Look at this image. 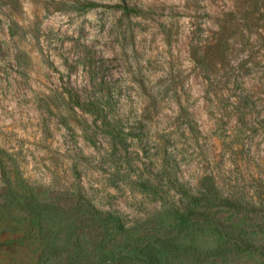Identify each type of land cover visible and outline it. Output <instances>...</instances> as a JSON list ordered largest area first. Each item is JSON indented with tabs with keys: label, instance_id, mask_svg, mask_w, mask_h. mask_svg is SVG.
<instances>
[{
	"label": "rangeland",
	"instance_id": "374dc122",
	"mask_svg": "<svg viewBox=\"0 0 264 264\" xmlns=\"http://www.w3.org/2000/svg\"><path fill=\"white\" fill-rule=\"evenodd\" d=\"M0 0V264H264V0Z\"/></svg>",
	"mask_w": 264,
	"mask_h": 264
},
{
	"label": "trees",
	"instance_id": "16d2710c",
	"mask_svg": "<svg viewBox=\"0 0 264 264\" xmlns=\"http://www.w3.org/2000/svg\"><path fill=\"white\" fill-rule=\"evenodd\" d=\"M77 3L80 8H90L98 5L97 2L91 0H77Z\"/></svg>",
	"mask_w": 264,
	"mask_h": 264
}]
</instances>
